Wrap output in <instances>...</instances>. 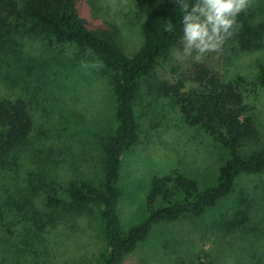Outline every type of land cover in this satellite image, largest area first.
<instances>
[{"label":"rangeland","instance_id":"rangeland-1","mask_svg":"<svg viewBox=\"0 0 264 264\" xmlns=\"http://www.w3.org/2000/svg\"><path fill=\"white\" fill-rule=\"evenodd\" d=\"M90 4V18L117 27L126 54L143 46L141 27L154 8L153 0H91ZM242 15L249 16V23L260 32L257 27L262 24L264 28V0H253ZM19 29L17 48L0 55V97H20L32 107L36 124L32 140L37 146L32 154L36 164L25 161V165L41 167V181L53 180L59 195L73 178L84 176L85 181L97 184L103 179L100 146L103 141L109 142L118 128L113 91L98 60H93L82 46L44 36L40 25L32 21ZM176 49L174 46L158 65L167 69L176 59ZM82 61L97 63V67H81ZM258 63L264 64V49L231 57L226 68L229 73L240 69L248 72ZM154 72L140 80L132 102L138 141L121 156L115 214L122 233L148 216L145 196L153 177L180 175L193 181L198 193L219 182L220 171L231 156L210 133L184 121L171 96L155 81ZM246 103L261 138L252 149H259L264 145V88L258 87ZM48 157L52 163L44 162ZM25 172L26 166L18 174H0V184L6 190L23 186L27 181ZM31 182L34 184L33 178ZM82 208L66 218L69 227L59 235L50 232L44 241L46 248L59 251L56 264H95L99 256V204L92 202ZM222 215L234 220L235 227L221 231L225 220ZM2 245L0 264H45L46 260L54 264L57 257H44L43 253L38 259L28 258ZM263 256L264 171L238 175L231 192L201 217L155 225L121 264H264Z\"/></svg>","mask_w":264,"mask_h":264},{"label":"trees","instance_id":"trees-1","mask_svg":"<svg viewBox=\"0 0 264 264\" xmlns=\"http://www.w3.org/2000/svg\"><path fill=\"white\" fill-rule=\"evenodd\" d=\"M86 1L0 0V55L7 54L11 47L17 48L16 32L31 21L40 25L46 37L82 46L93 60H98L111 86L118 121V128L109 142L103 141L100 146L103 179L96 184L92 180L85 181L84 176L73 178L59 195L53 180L50 183L41 181L44 177L41 167L25 165V161L36 164L32 154L37 148L36 140H32L36 129L32 107L20 97H0V174H18L26 166L28 181L11 190L0 184V245L33 259L43 253L44 257L57 256L56 264L59 251L54 247L46 248L44 241L50 232L59 235L63 228L69 227L66 218L70 214H78L86 204L95 202L99 204L97 214L102 238L95 264H121L147 239L155 225L184 217H201L231 192L238 175L264 171V145L261 147V143L259 149H252L261 138L246 103L247 97L255 95L258 87L264 88V64L258 63L248 72L240 69L229 73L226 68L231 57L264 49V34L261 33L264 28L259 25L260 32H257L249 23V16L241 13L235 34L225 43L221 53L209 54L202 62L175 59L167 70L158 62L174 46L180 47L182 35L180 11L172 0H153L154 8L141 27L143 46L132 54L122 50L117 27L90 18L91 0L88 4ZM169 20L175 25L171 33L165 31ZM153 69L155 81L171 96L184 121L210 133L231 156L220 171L219 182L198 193H195V183L180 175L153 177L145 196L148 216L122 233L115 214L121 156L138 141V123L132 102L140 80ZM49 159L44 162L52 163ZM18 189L21 192H17ZM156 203L160 204L155 206ZM221 217L225 218L221 231L235 227L234 220L226 215ZM44 263L50 264L48 260Z\"/></svg>","mask_w":264,"mask_h":264},{"label":"clouds","instance_id":"clouds-1","mask_svg":"<svg viewBox=\"0 0 264 264\" xmlns=\"http://www.w3.org/2000/svg\"><path fill=\"white\" fill-rule=\"evenodd\" d=\"M180 11V47L176 59L202 62L212 53H221L225 43L235 34L238 16L246 12L253 0H172ZM169 20L165 31L173 32ZM97 67V63L81 62V67Z\"/></svg>","mask_w":264,"mask_h":264}]
</instances>
